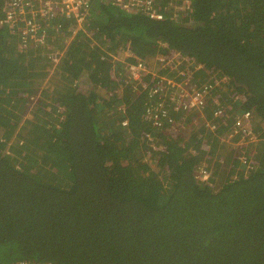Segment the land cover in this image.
I'll use <instances>...</instances> for the list:
<instances>
[{"label": "trees", "instance_id": "obj_1", "mask_svg": "<svg viewBox=\"0 0 264 264\" xmlns=\"http://www.w3.org/2000/svg\"><path fill=\"white\" fill-rule=\"evenodd\" d=\"M88 4L0 25V264H264V0Z\"/></svg>", "mask_w": 264, "mask_h": 264}, {"label": "built area", "instance_id": "obj_2", "mask_svg": "<svg viewBox=\"0 0 264 264\" xmlns=\"http://www.w3.org/2000/svg\"><path fill=\"white\" fill-rule=\"evenodd\" d=\"M89 0H5L3 7L4 16L0 19V25L6 23L12 32L29 36L37 42L43 43L45 41V33L42 31L39 34V28L42 21L54 16L55 14H64L69 17L76 16L78 19H85L89 10ZM157 0H116L122 7L144 8L145 11L150 10V16L155 19L162 18L161 12H154L151 6ZM57 14V15H58ZM133 69L134 66L131 65ZM147 77V75H145ZM171 81V79H169ZM174 83V82H171ZM179 84L178 82H175ZM186 83V82H185ZM184 94L186 95V85L182 86ZM182 94V93H181ZM207 90L195 91L190 97V104L192 108L201 109L206 102H210L207 95ZM213 101V100H212ZM220 111V109L214 110ZM246 119L248 114L245 113ZM240 117H238L239 119ZM248 130V129H246ZM204 176H207L204 175ZM19 264H27L25 261ZM43 264H53L52 262H45Z\"/></svg>", "mask_w": 264, "mask_h": 264}, {"label": "rangeland", "instance_id": "obj_3", "mask_svg": "<svg viewBox=\"0 0 264 264\" xmlns=\"http://www.w3.org/2000/svg\"><path fill=\"white\" fill-rule=\"evenodd\" d=\"M170 5L173 6V2H171ZM179 6H180V5H179ZM163 8L166 9V6L163 7ZM177 8H178V7H177ZM179 8H180V7H179ZM179 8H178V10H179ZM85 21L88 23V21H87L86 19H85ZM83 22H84V20L81 21V19H78V18H77L76 28L72 31V33H71L70 35L66 36V42L64 43V46H65V47L68 45V42H70V41L72 40V38L74 37L75 32L77 31V28L83 26ZM51 51H52V50H51ZM51 51H50L49 53H50V55L52 56V61H53V64H54L55 62H57V60H58V58H59V57H58L59 55L54 56L53 53H52ZM46 52H48V51H46ZM52 67H53V66H52ZM130 71H132V68H131V67H130V68H127L126 71H125L124 73L127 74V73L130 72ZM133 75H134L135 77H137V73H134ZM144 75H145V74H144ZM165 77H166V75H163V76H162V78H165ZM34 97H35L34 100H36L37 96H34ZM30 106L33 107L32 105H30ZM193 108H194V107H193ZM200 112H201V110H200ZM125 121H127V119H125ZM16 137H17V131H15L14 134H13V138H16ZM225 140H226V142H230L229 139H227L226 137H225ZM234 144H235V142H230L231 147H233ZM205 177H207V176H204V178H205Z\"/></svg>", "mask_w": 264, "mask_h": 264}]
</instances>
